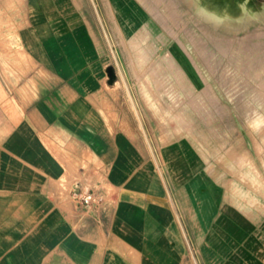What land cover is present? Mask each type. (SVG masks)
I'll list each match as a JSON object with an SVG mask.
<instances>
[{"label":"crops","instance_id":"0c3cea01","mask_svg":"<svg viewBox=\"0 0 264 264\" xmlns=\"http://www.w3.org/2000/svg\"><path fill=\"white\" fill-rule=\"evenodd\" d=\"M17 2L12 30L33 66L9 84L12 113L0 109V264H192L193 248L214 264L221 195L188 139L143 118L112 8ZM85 189L104 201L71 200Z\"/></svg>","mask_w":264,"mask_h":264},{"label":"rangeland","instance_id":"374dc122","mask_svg":"<svg viewBox=\"0 0 264 264\" xmlns=\"http://www.w3.org/2000/svg\"><path fill=\"white\" fill-rule=\"evenodd\" d=\"M17 1L0 0L1 101L33 66L12 30ZM72 2L112 8L114 54L143 118L202 153L224 210L209 261L264 264V0ZM0 109L2 119L12 113L7 100ZM193 250L192 264H206Z\"/></svg>","mask_w":264,"mask_h":264},{"label":"built area","instance_id":"2783aa9c","mask_svg":"<svg viewBox=\"0 0 264 264\" xmlns=\"http://www.w3.org/2000/svg\"><path fill=\"white\" fill-rule=\"evenodd\" d=\"M71 200L84 206H91L102 203L104 195L94 189L77 190L71 194Z\"/></svg>","mask_w":264,"mask_h":264},{"label":"water","instance_id":"95a60500","mask_svg":"<svg viewBox=\"0 0 264 264\" xmlns=\"http://www.w3.org/2000/svg\"><path fill=\"white\" fill-rule=\"evenodd\" d=\"M109 71H110V70H109ZM109 75L112 76V72H111V71L109 72Z\"/></svg>","mask_w":264,"mask_h":264}]
</instances>
